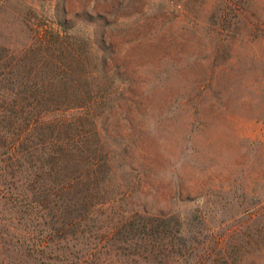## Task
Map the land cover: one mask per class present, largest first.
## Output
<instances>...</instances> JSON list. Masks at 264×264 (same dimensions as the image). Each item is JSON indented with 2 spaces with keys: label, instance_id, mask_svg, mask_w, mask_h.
Segmentation results:
<instances>
[{
  "label": "rangeland",
  "instance_id": "374dc122",
  "mask_svg": "<svg viewBox=\"0 0 264 264\" xmlns=\"http://www.w3.org/2000/svg\"><path fill=\"white\" fill-rule=\"evenodd\" d=\"M224 259L264 264V0H0V264Z\"/></svg>",
  "mask_w": 264,
  "mask_h": 264
},
{
  "label": "trees",
  "instance_id": "16d2710c",
  "mask_svg": "<svg viewBox=\"0 0 264 264\" xmlns=\"http://www.w3.org/2000/svg\"><path fill=\"white\" fill-rule=\"evenodd\" d=\"M58 40L59 41H62V42H60V45L62 44V43H64L63 42V40L62 39H60V38H58ZM66 47V49H68L70 52H69V54H70V57H69V60L68 61H66L67 63H64V64H66V65H64V64H62L61 63V61L60 60H58L57 59V56L56 57H52V56H50L49 58H47V63L45 64V65H47V64H50V66H52V67H55V68H57L58 70H64V69H67L65 72H67L66 74L65 73H61V75L63 76V77H68V79H75V76H74V69H73V65H72V63L74 64V66H76L78 69L79 68H81V69H86V61L85 60H80V59H78V57H77V55H75V51L73 50V48L70 46H68V45H66L65 46ZM65 49V48H64ZM70 73V74H69ZM67 74H69V75H67ZM61 76V77H62ZM71 77V78H70ZM46 110V109H45ZM50 109H47V111H49ZM55 110L58 112V113H63V111H61L60 109H58V108H55ZM53 123H55V125H54V129H55V131H56V134H62V132L64 131V130H66V128H68V127H70V123L68 122V120L66 119V118H60L59 120H57V122L56 121H53L51 124H53ZM60 151H62V150H59V152ZM228 264H229V262H228V260L227 259H224Z\"/></svg>",
  "mask_w": 264,
  "mask_h": 264
}]
</instances>
